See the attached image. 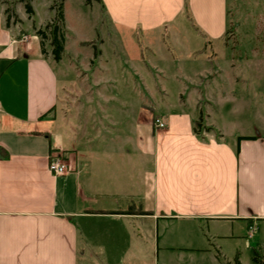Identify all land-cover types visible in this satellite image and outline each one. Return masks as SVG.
Instances as JSON below:
<instances>
[{
  "label": "crops",
  "instance_id": "crops-1",
  "mask_svg": "<svg viewBox=\"0 0 264 264\" xmlns=\"http://www.w3.org/2000/svg\"><path fill=\"white\" fill-rule=\"evenodd\" d=\"M100 2L111 22L123 28L117 34L152 38L160 33L169 45L182 34L206 43L222 41L229 26L228 0H187L188 12L184 0ZM2 14L0 264H98L102 257L126 264L144 258L146 250L158 256L159 238L169 224L206 220L233 227L238 221L251 228L264 223V135L237 143L243 135L229 141L202 129L195 133L189 111L154 113L166 127L155 129L151 118L146 124L135 121L139 180L128 177L122 187L117 147L105 148L106 160L98 156L103 149L79 142L66 122L65 136L53 128L59 104L56 72L38 37L18 35L5 26ZM136 56L143 61L141 49ZM80 93L76 96L85 95ZM52 153L62 155L67 173L49 171ZM119 195L147 214L127 213L129 205ZM169 241L166 236L165 248Z\"/></svg>",
  "mask_w": 264,
  "mask_h": 264
},
{
  "label": "rangeland",
  "instance_id": "rangeland-1",
  "mask_svg": "<svg viewBox=\"0 0 264 264\" xmlns=\"http://www.w3.org/2000/svg\"><path fill=\"white\" fill-rule=\"evenodd\" d=\"M26 2L32 14L26 12ZM58 2L65 32L61 60L53 59L44 42L58 80L53 128L65 136L66 122L79 142L103 149L98 156L106 160L105 148L117 147L121 185L128 184V177L139 180L135 121L146 124L156 113L189 111L202 130L209 128L213 136L229 141L237 134L264 135V0H228L229 26L222 41L206 43L182 34L170 45L160 33L152 38L117 34L123 28L111 22L98 0H0V10L5 26L14 11L11 29L35 35L55 19ZM139 49L143 61L136 56ZM80 92L85 95L76 96ZM13 94H21L19 85ZM122 196V204H132ZM175 226L166 230L172 240L168 248L165 233L159 238L158 256L146 250L144 258L126 264H264V223L248 228L238 221L231 227L205 220ZM102 262L98 264H113L104 257Z\"/></svg>",
  "mask_w": 264,
  "mask_h": 264
},
{
  "label": "trees",
  "instance_id": "trees-1",
  "mask_svg": "<svg viewBox=\"0 0 264 264\" xmlns=\"http://www.w3.org/2000/svg\"><path fill=\"white\" fill-rule=\"evenodd\" d=\"M100 1V0H98ZM87 3H91V0H86ZM58 11H57V15L55 17V19L51 22H48L47 24L44 25L43 28H39L37 29L35 35L40 37V48H41V53L43 55V57L45 59H47V50H45L44 47V42L47 41L48 45L50 47V55L53 57L54 60H61L62 56H63V50H64V26H63V13H62V2H58L57 6ZM25 8H26V12L29 14L33 13V9L32 6L26 2L25 3ZM184 9L185 11L188 12V2L187 0H184ZM229 11V9H228ZM14 11H11L9 13V18L6 21V26L9 27V20L11 18V15H14ZM155 117V116H154ZM201 124L199 122L194 123L193 125V130L195 133H198L199 130H201ZM200 127V129H199ZM206 131L209 130V128L205 129ZM47 135V134H45ZM254 138V136H237V143L242 140V139H252ZM50 143V141H49ZM50 152L53 151V149L50 147ZM0 153L2 154V149H0ZM235 153H238V144L235 147ZM135 210V206L133 204L129 205V207L127 208V213L129 214H133ZM136 214H147V212H145L144 210L140 209V208H136L135 210Z\"/></svg>",
  "mask_w": 264,
  "mask_h": 264
},
{
  "label": "built area",
  "instance_id": "built-area-1",
  "mask_svg": "<svg viewBox=\"0 0 264 264\" xmlns=\"http://www.w3.org/2000/svg\"><path fill=\"white\" fill-rule=\"evenodd\" d=\"M151 122L155 129H162L166 127V122L161 117L155 116ZM48 169L54 175H63L69 171V168L63 160L62 155L57 153H52L48 162ZM249 235H251V233Z\"/></svg>",
  "mask_w": 264,
  "mask_h": 264
}]
</instances>
